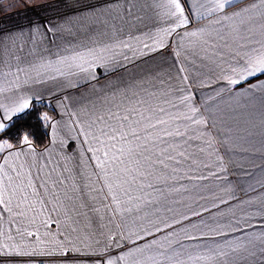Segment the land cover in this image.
I'll return each mask as SVG.
<instances>
[{
    "label": "crops",
    "instance_id": "crops-1",
    "mask_svg": "<svg viewBox=\"0 0 264 264\" xmlns=\"http://www.w3.org/2000/svg\"><path fill=\"white\" fill-rule=\"evenodd\" d=\"M177 2L182 15L172 0H0V123L55 111L45 148L1 153L35 189L0 212V264H264V74L230 83L264 53V2ZM49 216L43 243L18 231ZM34 248L53 254L15 255Z\"/></svg>",
    "mask_w": 264,
    "mask_h": 264
},
{
    "label": "snow or ice",
    "instance_id": "snow-or-ice-1",
    "mask_svg": "<svg viewBox=\"0 0 264 264\" xmlns=\"http://www.w3.org/2000/svg\"><path fill=\"white\" fill-rule=\"evenodd\" d=\"M262 2H264V0H262ZM232 3V0H217L216 2V9L223 11L226 7L227 4ZM172 4L174 5V8L178 11H180L181 15L183 14V10L180 7V4L177 2V0H172ZM247 11V10H245ZM239 15V14H237ZM195 35V34H193ZM257 74H264V53H258L256 56H248L246 59V63L243 67V70L241 72V74H239L237 76L236 79H233L230 81V83L232 84H237L239 83L241 80H246L248 77L251 76H256ZM29 104L27 101H25L22 105L19 106V108L15 109V111H23L24 109L28 108ZM142 115V114H141ZM115 116L118 119H123V120H127L128 116H123V117H119V115L117 113H112L108 119H112V117ZM5 119H11L10 116L5 117ZM98 120H104L105 117L100 116L97 117ZM159 124H165L166 121L164 120H160L158 121ZM156 124H150L149 127L151 128H156ZM6 125L4 123H0V133H4L6 130ZM119 132V139L120 140H126L127 137L129 135H131L132 137L136 138V139H141L140 133L138 131H136L135 129H131L129 132H124V131H120V130H113L111 133L107 132L105 129H100V134L101 136H110L111 139L115 140L117 138L116 136V132ZM145 131H147V129H145ZM164 134L166 136H179L182 135V133H180L179 129H177L175 132L169 131L167 129H164ZM144 141H146L144 144L139 145V149L142 152H151L152 148L149 147V143L148 141H151V143L153 145H155L157 143V140H151V137L148 135H145L142 137ZM96 139L101 143H105V141L100 140V137H96ZM164 137L160 136L158 137V140H163ZM23 144L24 145H31V140L29 139V137L27 135H25L23 137ZM113 147H115V145H112ZM13 148V145L11 143H8L7 141L0 143V153H3L5 150H11ZM92 149H89V151H91ZM118 151L120 153L124 152L123 148L118 149ZM167 149H161V152H166ZM129 153H137V155H139L140 153L137 152L136 148H130L129 149ZM181 155H183V153H180ZM9 155H15L17 158L20 155V152H9ZM104 156L105 158L108 157V152L105 151L104 152ZM168 159H173V157L168 156ZM113 159L116 160H120L119 156H113ZM145 159H150V157H145ZM121 163H123V161H120ZM161 163H163V160L160 161ZM107 163V159L100 161L98 160V166L99 167H103V165ZM137 163H139V160H137ZM5 164H7V161H5ZM23 168V165H20V169ZM13 172H16L17 175L16 177L13 176H9L7 174V172L4 170V166H0V173H3V177L6 178L9 181V184L6 186L3 182V179H0V212L3 213H8L11 214L13 212V198L16 196L17 193L20 194V201L16 204V208L20 209L21 208V204L24 201L28 200V196L24 194L25 192V187L27 188H33L35 189V185L32 183L31 179L29 178L27 180V184L24 185L23 180L24 178L21 176L20 174V170L16 169V168H12ZM126 171L128 172H133L136 171V169H126ZM135 177H133L134 179ZM15 185V186H13ZM12 189L11 191H9V189ZM8 195V198L5 199V195ZM34 194H38L35 193ZM113 199H116V197L114 196ZM31 210H35V205L32 204L30 205ZM18 215L20 216H25L24 211H20L18 213ZM36 220V216H33L31 218V222L34 224ZM56 221L49 216L48 219L42 220L40 226L35 228V231H32L31 229L28 230H20L18 229V231H21L22 235H26L27 237H35V240L39 243H43L41 236H40V227H43L44 229H46L47 231H45L44 235L45 236H49V235H54V233L51 232V229H53V227L56 225ZM113 239H115L113 237ZM68 243H71V241L69 240ZM60 246H61V251H60V255L62 256H67L69 255L68 252L63 250V246H64V242L61 241L60 242ZM235 251V249H234ZM3 255H12L13 253H2ZM36 254H40V255H52L53 253H51L50 251L47 250H38L36 248H34L31 252H27V251H16L15 255L17 256H33ZM97 259L100 261V264H115V262L112 259H108L107 261H104L102 254H97ZM120 259H123V257H120Z\"/></svg>",
    "mask_w": 264,
    "mask_h": 264
},
{
    "label": "trees",
    "instance_id": "trees-1",
    "mask_svg": "<svg viewBox=\"0 0 264 264\" xmlns=\"http://www.w3.org/2000/svg\"><path fill=\"white\" fill-rule=\"evenodd\" d=\"M55 115L52 106L46 102H34L30 109L14 118L0 133V142L7 141L13 147L23 145V137L27 135L38 149L45 148L49 141L50 119ZM2 154L0 153V159Z\"/></svg>",
    "mask_w": 264,
    "mask_h": 264
}]
</instances>
